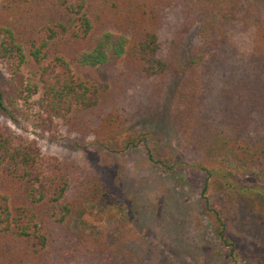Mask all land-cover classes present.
<instances>
[{"label": "trees", "instance_id": "obj_1", "mask_svg": "<svg viewBox=\"0 0 264 264\" xmlns=\"http://www.w3.org/2000/svg\"><path fill=\"white\" fill-rule=\"evenodd\" d=\"M244 4L0 0V113L32 121L43 131L59 125L83 131L107 88L73 65H100L109 50L129 64L150 99L158 98L154 116L162 120L153 118V127L143 126L131 141L148 160L169 169L184 156L221 159L264 182V27L251 39L244 65L233 64L227 54ZM217 71L225 79L216 81ZM235 179L241 189L220 180L216 198L203 196L204 207L229 256L236 245L230 222L252 217V233L262 230L257 242L262 251L249 253L244 246L241 255L259 263L264 259V186ZM207 185L206 178L203 193ZM99 191L106 194L95 176H73L35 140L0 124V264H130L120 225L102 238L83 229L69 232V220L85 207L84 198ZM57 228L64 234L54 235Z\"/></svg>", "mask_w": 264, "mask_h": 264}, {"label": "rangeland", "instance_id": "obj_2", "mask_svg": "<svg viewBox=\"0 0 264 264\" xmlns=\"http://www.w3.org/2000/svg\"><path fill=\"white\" fill-rule=\"evenodd\" d=\"M244 3L243 19L233 28L234 46L227 53L237 66L246 63L251 39L264 27V0ZM251 4L255 8L249 9ZM97 38L90 40V46ZM107 53L108 60L100 65H73L84 77L107 88L102 102L88 114L91 121L83 131L69 132L60 125L43 131L32 121L12 120L0 113V124L35 140L44 154L57 156L73 176L93 175L102 183L106 194L99 191L84 198L85 207L69 220V232L83 229L94 238H102L115 233L120 225L126 242L123 252L130 256V264H251L241 255L242 247L248 246L249 253L262 251L257 243L262 230L252 233L256 226L248 214L240 222L233 218L229 234L236 245L229 256L217 236L212 213L204 207L203 196L216 198L220 180L239 189L243 186L235 178L263 186L264 182L221 159L184 156L169 169L148 160L142 147L132 142L140 137L137 133L143 126L153 127V118L162 120V116H154L158 98L147 96L145 85L131 73L129 64L113 57L109 50ZM225 76L217 71L216 81ZM218 86L216 83L215 88ZM246 194L252 204V194ZM53 233L64 234L59 228ZM252 264H264V259Z\"/></svg>", "mask_w": 264, "mask_h": 264}]
</instances>
